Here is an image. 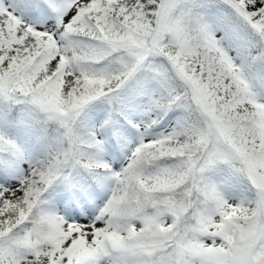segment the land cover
Segmentation results:
<instances>
[{"label": "snow or ice", "instance_id": "1", "mask_svg": "<svg viewBox=\"0 0 264 264\" xmlns=\"http://www.w3.org/2000/svg\"><path fill=\"white\" fill-rule=\"evenodd\" d=\"M0 264H264V0H0Z\"/></svg>", "mask_w": 264, "mask_h": 264}]
</instances>
